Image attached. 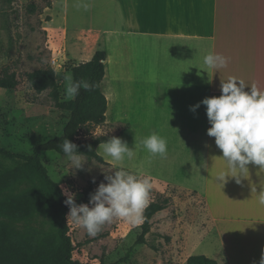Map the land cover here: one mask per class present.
Returning <instances> with one entry per match:
<instances>
[{
  "label": "rangeland",
  "instance_id": "obj_1",
  "mask_svg": "<svg viewBox=\"0 0 264 264\" xmlns=\"http://www.w3.org/2000/svg\"><path fill=\"white\" fill-rule=\"evenodd\" d=\"M52 4V0H0V79L15 74L18 81L13 94H7L0 88V146L13 153H31L37 144L54 138L70 117L67 110L55 106L52 90L38 94L27 75L40 69H52L51 59L60 49H65L66 66L64 70L54 72L60 102L67 103L70 100L65 96L64 77H72L73 66L88 62L98 50L107 51L108 48L104 47L101 38L98 43L86 40L96 35L97 30H114L117 25L118 5L114 0H57L55 6ZM84 4L88 5L87 10ZM64 26L70 34L68 48ZM81 39L86 40L79 43ZM124 44L121 42L123 49L118 53L111 51V58L114 56L117 60L113 78L114 99H117L118 107H113L109 93L107 83L111 80L112 68L108 64V78L102 86L108 94L106 122L102 125L88 124V133L81 132L78 139L87 143L118 137L136 149L134 157L115 162L101 150L99 154L107 164L86 158L84 170L71 169L65 156L55 152H44L42 161L64 194L66 191L74 194L76 201L84 198L93 180V189L96 190L100 183H107L106 175H114L120 169L140 178H150V204L170 199L168 208L152 218L146 244L135 246L126 264H187V259L193 255H205L222 264L220 243L214 235L212 213L206 200V175L182 177L178 175V166L173 165V161H180L183 157L181 148L174 146L176 139L182 136V130L176 129L178 117L162 122L159 117L164 116H156V113L131 111V46L128 48ZM204 114L202 112L200 120H195V127L204 129L206 133L209 121L207 116L203 118ZM170 125L175 127L171 133L168 131ZM152 133L164 137L167 143H170L169 134L175 137L171 146L177 154L172 156L168 153L166 158L149 154L142 141ZM21 167L19 161L0 155V176ZM18 185L17 193L29 189L26 183ZM19 218L14 223L27 250L38 251L50 242L51 224L47 217L31 212ZM142 223L133 226L122 219H115L106 224L97 236L90 237L86 229L70 222L74 243L83 244L74 253V258L95 264L119 261L135 245L141 235Z\"/></svg>",
  "mask_w": 264,
  "mask_h": 264
},
{
  "label": "crops",
  "instance_id": "obj_2",
  "mask_svg": "<svg viewBox=\"0 0 264 264\" xmlns=\"http://www.w3.org/2000/svg\"><path fill=\"white\" fill-rule=\"evenodd\" d=\"M114 1L118 5L116 28L97 30L96 35L85 39L98 43L101 38L104 47H108L101 88L110 64L111 80L107 84L113 107H118L113 78L117 60L111 58V51L122 50L121 42L131 46V111L156 113L164 116L159 117L162 122L178 117L176 129L182 130V136L174 146L181 148L183 157L173 161V165L178 166L182 177L206 175V200L214 235L220 243L222 264H260L264 254V206L258 203L252 188L257 194L264 190V174L258 176V166L249 165L250 177L241 184L229 179L222 188L211 182V176L225 168L219 159L222 152L215 145V138L207 135L211 125L205 133L203 128L195 127V120H200L202 112L206 119V106L201 101L219 97L221 81L230 77L243 80L246 91L253 85L264 91V0ZM62 29L68 48L69 29ZM210 53L229 58L228 67L209 69L204 57ZM102 92L108 104V94L103 88ZM197 104L200 107L193 112L191 109ZM174 128L170 125L168 131L171 133ZM169 136L168 153L173 156L177 154L171 146L175 137ZM213 157L217 159L214 161Z\"/></svg>",
  "mask_w": 264,
  "mask_h": 264
},
{
  "label": "trees",
  "instance_id": "obj_3",
  "mask_svg": "<svg viewBox=\"0 0 264 264\" xmlns=\"http://www.w3.org/2000/svg\"><path fill=\"white\" fill-rule=\"evenodd\" d=\"M106 51H97L93 58L83 64L73 66L71 75L73 81L84 80L92 85L91 90H80L75 100L67 103L60 102L56 74L53 69H40L27 75L34 90L41 94L52 90L55 106L70 113L69 120L59 133L52 139L37 144L29 154L13 153L0 146V155L19 161L22 167L11 170L0 176V263L10 264H95L80 262L74 258V253L83 246L75 244L67 220L69 207L66 206L65 196L59 183L55 182L42 161L44 152H55L64 156L60 149L64 139L70 140L78 146V150L86 155L87 159L99 164H107L104 158L97 153L100 143L108 138H100L84 143L78 139L81 132L88 133L90 123L102 125L106 122L107 99L102 92L101 84L106 75ZM18 81L15 74L0 79V88L7 94L16 92ZM91 147L92 151H89ZM18 183L29 185L28 191L17 193ZM95 183L84 194V198L76 201L77 205L89 204L90 194ZM170 199L159 200L149 205L144 212L141 225V235L138 237L126 255L113 264L129 262L135 246L146 244V236L150 232L151 220L159 212L168 208ZM38 212L50 221L48 233L50 242L38 251L27 250L22 242V234L14 222L19 216ZM99 264H106L101 261ZM187 264H218L214 259L205 255H193L187 259Z\"/></svg>",
  "mask_w": 264,
  "mask_h": 264
},
{
  "label": "clouds",
  "instance_id": "obj_4",
  "mask_svg": "<svg viewBox=\"0 0 264 264\" xmlns=\"http://www.w3.org/2000/svg\"><path fill=\"white\" fill-rule=\"evenodd\" d=\"M83 7L87 10L88 5ZM204 63L209 69L221 70L228 67L229 58L216 53L204 57ZM65 96L68 100H75L80 90H91L92 85L87 81H73L70 75L64 77ZM243 80L230 77L221 81V95L205 98L201 104L206 106L209 124V137L215 138V145L222 152L225 168L211 176V182L224 187L229 179L241 184L250 177L249 165L258 166L257 175L264 174V91L255 85L246 91ZM200 107H192L195 112ZM144 149L152 156L166 158L168 154L167 140L157 133H152L142 141ZM65 158L70 162L71 169L84 170L87 162L86 155L78 150V146L68 139H64L59 146ZM115 162L132 159L135 150L129 147L121 138L112 137L100 143L99 150ZM89 151H92L89 147ZM217 157H213L215 161ZM213 168L210 170L212 171ZM107 183H100L96 191L90 194L89 204H76L75 195L65 192L66 206L70 211L68 223L86 229L90 237L97 236L106 224L115 219H122L130 225L136 226L143 222L144 212L151 203L152 183L150 178H140L124 169L106 175ZM95 183V180H93ZM264 189V182L261 183ZM256 194L257 201L264 206V190ZM264 264V254L260 259Z\"/></svg>",
  "mask_w": 264,
  "mask_h": 264
},
{
  "label": "built area",
  "instance_id": "obj_5",
  "mask_svg": "<svg viewBox=\"0 0 264 264\" xmlns=\"http://www.w3.org/2000/svg\"><path fill=\"white\" fill-rule=\"evenodd\" d=\"M66 60H67L66 50L60 49L56 53V55L51 59L50 66L55 72L62 71L66 66Z\"/></svg>",
  "mask_w": 264,
  "mask_h": 264
}]
</instances>
